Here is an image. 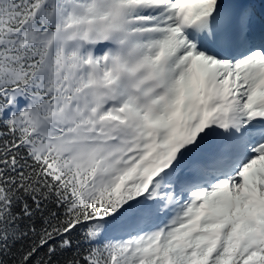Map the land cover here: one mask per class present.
I'll return each mask as SVG.
<instances>
[{"label": "snow or ice", "instance_id": "snow-or-ice-1", "mask_svg": "<svg viewBox=\"0 0 264 264\" xmlns=\"http://www.w3.org/2000/svg\"><path fill=\"white\" fill-rule=\"evenodd\" d=\"M0 264H264V0H0Z\"/></svg>", "mask_w": 264, "mask_h": 264}]
</instances>
